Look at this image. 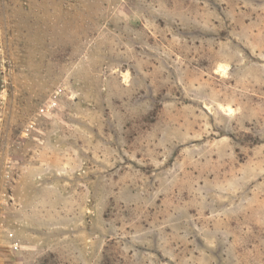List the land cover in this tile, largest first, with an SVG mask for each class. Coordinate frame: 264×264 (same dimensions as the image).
<instances>
[{"label": "rangeland", "instance_id": "1", "mask_svg": "<svg viewBox=\"0 0 264 264\" xmlns=\"http://www.w3.org/2000/svg\"><path fill=\"white\" fill-rule=\"evenodd\" d=\"M0 264H264V0H0Z\"/></svg>", "mask_w": 264, "mask_h": 264}]
</instances>
